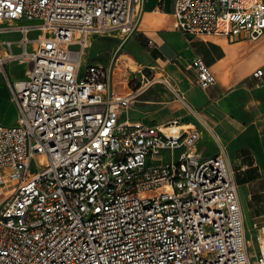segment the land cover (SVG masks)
Segmentation results:
<instances>
[{
  "label": "built area",
  "instance_id": "built-area-1",
  "mask_svg": "<svg viewBox=\"0 0 264 264\" xmlns=\"http://www.w3.org/2000/svg\"><path fill=\"white\" fill-rule=\"evenodd\" d=\"M143 4L0 0V25L15 22L0 32L20 33L0 49L18 111L0 124V264H264V225L253 223L251 257L226 149L203 156L188 120L197 109L164 67L129 81L115 74L118 58L83 65L94 36L135 32ZM172 15L193 35L264 33V0H173ZM14 63L25 65L16 80ZM191 65L201 88L216 84L201 58ZM157 81L184 113L134 121L132 105Z\"/></svg>",
  "mask_w": 264,
  "mask_h": 264
},
{
  "label": "crops",
  "instance_id": "crops-1",
  "mask_svg": "<svg viewBox=\"0 0 264 264\" xmlns=\"http://www.w3.org/2000/svg\"><path fill=\"white\" fill-rule=\"evenodd\" d=\"M172 9L173 0H144L137 28L129 38L145 49L148 57L144 66L161 65L175 82V76L180 80L178 87L186 92L197 109V115L189 116L188 120L202 132L199 149L203 156L217 153L219 144L226 149L237 182L248 252L254 257L258 249L253 223L264 225V74L258 80L253 72L260 68L264 72V33L256 39L225 34H188L174 27ZM11 24L15 22L0 26ZM10 33L19 32H0V49H3V39L20 38V33L18 37L6 36ZM195 57L211 68L216 84L206 88L199 86L197 69L191 65ZM95 62L101 61L91 63ZM85 64L88 63L83 62ZM24 67L18 63L8 66L10 79L21 78ZM1 90L6 92V100H10L17 111L2 76ZM174 102L179 106H161L163 110L175 107L174 113L168 112L159 120L143 121L156 124L182 115L184 109L175 97L165 101L166 104ZM17 117L18 111L13 123Z\"/></svg>",
  "mask_w": 264,
  "mask_h": 264
},
{
  "label": "rangeland",
  "instance_id": "rangeland-1",
  "mask_svg": "<svg viewBox=\"0 0 264 264\" xmlns=\"http://www.w3.org/2000/svg\"><path fill=\"white\" fill-rule=\"evenodd\" d=\"M6 36L18 37L19 33H10ZM147 57L148 55L145 49L139 45L136 40L129 38L123 42L119 35L105 34L93 38L91 44L85 51L83 62L91 63L94 61H101L104 64H108L112 60L118 58V69L115 73L117 77L125 75V78L130 81V79L140 77V74L144 73L148 77L157 76L162 78L164 76L163 73H160L158 70L151 71L144 66L145 62H147ZM175 78L176 86H181L180 80L176 76ZM134 83L135 82L132 81L131 84L133 85ZM5 95L6 92L1 90L0 106L3 107V110L2 112L0 111V123L12 124L17 116V111L11 101L6 100ZM175 96L176 93L165 83L157 81L153 84H149L145 87L144 91L139 94L132 105L130 115L134 118H132L134 121L147 120L150 122L154 119L159 120L168 114V112H175V107H171L168 110H163L161 108L162 105H178L176 102L170 104L165 103V101Z\"/></svg>",
  "mask_w": 264,
  "mask_h": 264
},
{
  "label": "bare ground",
  "instance_id": "bare-ground-1",
  "mask_svg": "<svg viewBox=\"0 0 264 264\" xmlns=\"http://www.w3.org/2000/svg\"><path fill=\"white\" fill-rule=\"evenodd\" d=\"M12 23V22H11Z\"/></svg>",
  "mask_w": 264,
  "mask_h": 264
}]
</instances>
